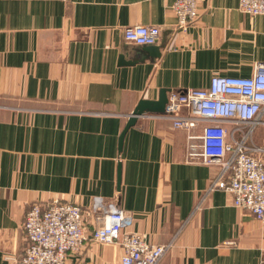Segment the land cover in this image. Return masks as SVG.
<instances>
[{
	"label": "crops",
	"instance_id": "1",
	"mask_svg": "<svg viewBox=\"0 0 264 264\" xmlns=\"http://www.w3.org/2000/svg\"><path fill=\"white\" fill-rule=\"evenodd\" d=\"M172 1L0 0V264L23 256L32 203L88 208L96 197L116 201L126 228L148 241L174 238L161 264H259L264 222L227 191L207 192L219 167L195 156L200 127L190 139L140 115L119 149L141 98L205 88L215 74L249 76L264 60V15L203 0L181 30ZM134 24L175 33L154 62L119 65L123 29ZM253 139L264 144V124ZM101 223L100 210L85 216L87 230ZM121 254L116 243L86 242L67 264H121Z\"/></svg>",
	"mask_w": 264,
	"mask_h": 264
},
{
	"label": "built area",
	"instance_id": "2",
	"mask_svg": "<svg viewBox=\"0 0 264 264\" xmlns=\"http://www.w3.org/2000/svg\"><path fill=\"white\" fill-rule=\"evenodd\" d=\"M202 1H172L177 28L186 29L196 21ZM238 7L250 16L264 15V0H238ZM160 33L154 24L123 29L125 40L136 44L154 43ZM155 115L185 130L190 139L195 137L191 131L200 127L196 136L200 149L195 156L219 167L207 192L227 191L235 207L264 222V144L253 139L255 129L264 124V60L254 64L249 76L215 74L208 87L187 88L184 95L170 92L166 112ZM110 203L108 207L98 197L88 208L59 199L44 205L32 203L22 226L27 241L24 254L11 264H67L69 255L79 252L86 242L116 243L122 249L121 264H161L174 238L164 243L148 241L127 229L130 218ZM95 210L102 212V223L87 230L85 216ZM259 264H264V252Z\"/></svg>",
	"mask_w": 264,
	"mask_h": 264
},
{
	"label": "water",
	"instance_id": "3",
	"mask_svg": "<svg viewBox=\"0 0 264 264\" xmlns=\"http://www.w3.org/2000/svg\"><path fill=\"white\" fill-rule=\"evenodd\" d=\"M161 33L159 40L154 43L136 44L123 40L121 42L120 54L118 57L119 65H134L146 60L154 62L162 55V50L168 45L170 38L174 35V29L172 27H161ZM187 89L171 91L168 88L160 90L157 99L141 98L133 111L128 116V119L124 125V128L119 137V149L122 147L123 138L127 129L132 126L137 117L145 114H163L166 112V105L168 102V94L170 92H177L181 95L186 93ZM118 183H120V171L118 173ZM115 209H120V206L116 201H113Z\"/></svg>",
	"mask_w": 264,
	"mask_h": 264
}]
</instances>
